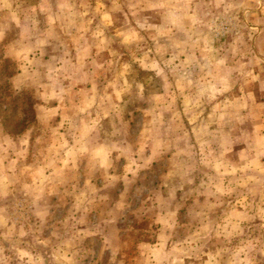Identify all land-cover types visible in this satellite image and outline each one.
<instances>
[{
	"label": "rangeland",
	"instance_id": "1",
	"mask_svg": "<svg viewBox=\"0 0 264 264\" xmlns=\"http://www.w3.org/2000/svg\"><path fill=\"white\" fill-rule=\"evenodd\" d=\"M0 264H264V0H0Z\"/></svg>",
	"mask_w": 264,
	"mask_h": 264
}]
</instances>
